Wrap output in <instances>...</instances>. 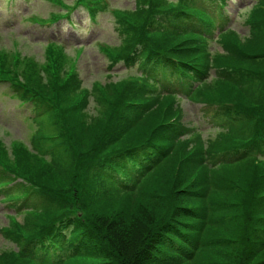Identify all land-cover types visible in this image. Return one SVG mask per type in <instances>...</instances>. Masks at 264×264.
Here are the masks:
<instances>
[{
  "label": "trees",
  "instance_id": "trees-1",
  "mask_svg": "<svg viewBox=\"0 0 264 264\" xmlns=\"http://www.w3.org/2000/svg\"><path fill=\"white\" fill-rule=\"evenodd\" d=\"M52 1L57 8L50 10L46 18L38 16L27 18L38 24H53L66 18L74 26L72 11L81 7L87 11L90 21H96L99 12H109L117 20L121 18L129 24H133L131 21H135L139 13L138 18L141 22L123 31L118 47L97 42L104 53L109 70L123 67L127 70L132 68L135 70L122 75L113 86L110 85L116 90L115 93L120 95L113 102H109L111 106L105 112L106 120L103 123L100 122L101 133L95 139L99 143L93 147L92 151L83 154L73 151L74 145L71 139H77L76 132L83 129L84 120L82 113L76 114L72 109L81 104L82 110L89 94L98 102L100 100L99 103H105L108 95L105 94L98 80H94L93 89L81 87V80L69 60L80 55L83 46L76 48L75 57H64V64L68 66V69L62 77L57 72L52 75L50 83L55 86L50 93L35 83L32 84L34 86L15 83V79L10 77L12 74L0 73V80L15 83L27 94L35 91L34 94L24 97L19 104L25 105V102L29 104L30 114L21 118L23 122L35 129L29 132L26 139H30L31 142L52 141L46 145L42 143L41 152L48 154L59 152L57 163L64 164L71 161L70 167L73 168L81 157L89 162L88 168L98 180L108 182V186L100 189L98 194H90L88 189L78 187L70 203L61 202L55 208V214L40 229L27 235L25 241H29L28 244L34 255L45 264L68 262L70 258L81 252L98 255L112 254L120 264H227L218 260L202 261L200 259L198 251L204 243L203 237L196 235L188 225L178 224L174 219L176 215L168 213L171 205L168 204L170 200L167 203L166 201L172 197V187L164 192L161 190L163 210H165L162 215L165 218L160 221L153 220L150 215H143L145 224L142 229L133 228V225L129 228L125 226L128 220L137 224L134 212L126 219L119 216L120 213H115V221L121 226L124 224V230L118 233L119 228L113 222L105 219V223H102L100 216L96 215L94 218L91 212L86 210L92 216V222L105 232V236L100 237L101 241L97 237L98 239L91 245L85 243L83 236L86 234L89 239L94 232L88 225V221L79 219L78 212L80 209L90 207L92 198L96 196L99 198V194H105V199H110L117 192L131 194L143 185L142 181L168 157L165 143L159 141L156 136L162 128L179 126L170 121L173 114L165 118L173 107V102L180 98L195 97L200 87L218 74L224 76L227 79L224 83L231 86L240 78L246 80L252 78L260 86L256 89L258 99H251L248 105L213 96L198 99L202 104L201 115L198 114L200 122L192 123L197 134L200 136L226 129L221 132L222 136L232 141L212 155L210 164L233 160L236 163L242 159H251V162L255 164L264 165V78L253 76L254 70L250 74L247 73L250 78L246 75L239 76V73H234L232 77L225 76L220 73V70L227 69L223 66L229 67V64L216 63L208 58L210 53L226 45L227 42L223 39L225 34L235 33L232 29H224L222 25L227 14L226 1L136 0L135 4L138 3L139 6L135 13L113 7L106 0ZM252 6L264 8V0H256ZM250 23L251 25L247 23L249 27L257 24V28L264 33L263 19H258V22L254 19ZM177 39L180 41H176ZM260 40L264 42V39ZM46 42L45 46H55L61 51L68 49V46L56 39L51 38ZM72 48L70 46V49ZM227 48L231 51L228 45ZM262 52L263 54L249 52L245 56L258 58L264 55V50ZM118 83L123 88L118 89ZM103 87L106 88V86ZM238 88L244 96L247 95L241 86ZM67 96H73L76 102L68 105ZM154 103L159 104L154 106ZM119 104L127 106V109L135 112L137 116L140 115L141 118L135 125H138L142 118L146 121L150 120L138 135L136 132L132 133L133 138H128L130 134H126L128 125L122 128L108 121L109 117L114 116L116 106ZM179 115L180 111L176 116ZM32 123L35 126H32ZM156 123L157 127L154 125ZM243 123L248 125V130H244L247 133L237 135L236 129ZM136 129L133 128L131 132ZM53 130L56 131L50 133ZM26 142L22 138H12L8 145L14 152L29 155L31 151L26 146ZM39 160L46 163L44 156H39ZM0 161L5 162L1 155ZM9 168L2 169L4 173H8L9 178H3V174L0 173V198L8 207L36 211L41 207L55 206L50 195L43 194V189L41 192L36 189L39 185L35 180L22 175V179L18 180L21 182H16V175L9 173L11 172ZM12 170L20 172L17 167ZM263 180L264 178L257 176L247 190L251 191L256 185H261L264 183ZM93 186H91L92 189ZM175 208L173 207L172 211H175ZM249 228L243 224L242 227L234 225L232 228L237 239H240L237 256L241 254L243 257L250 258L253 252L260 253L264 249V246L259 247L264 245V236L256 235L261 237L258 239L262 243L253 245L251 239L255 234L253 231L250 234ZM76 233L79 234L76 235ZM218 242L226 243L223 239ZM109 262L86 260L79 264H108ZM240 262L236 260L235 263L233 261L229 264H240Z\"/></svg>",
  "mask_w": 264,
  "mask_h": 264
},
{
  "label": "rangeland",
  "instance_id": "rangeland-1",
  "mask_svg": "<svg viewBox=\"0 0 264 264\" xmlns=\"http://www.w3.org/2000/svg\"><path fill=\"white\" fill-rule=\"evenodd\" d=\"M106 1L113 7L127 9L131 13H135L139 6L138 3L135 4L136 0ZM249 2L250 0L241 2L229 0L227 7L232 18L229 24L235 33L225 34L223 39L227 42L226 45L210 53L208 58L216 63L229 64V67L223 66L227 69L220 70V73L225 76L232 77L234 73H239V76L246 75L250 78L249 74L254 70L252 75L261 79V77L264 78V55L249 58L245 54L249 52L263 54L264 42L260 39H264V33L257 28V24H253V27L249 25L251 20L255 19L256 22L258 19L264 20V8L249 7L247 6ZM0 7L2 8L0 10V73L12 74L10 77L15 79V83L24 85L35 83L50 93L55 86L50 83L52 75L57 72L62 77L68 69V66L64 64V57H75L76 48L83 46L81 54L69 60L81 80V87L93 89L94 80H98L103 91L108 95L105 103H99L100 100L98 102L89 94L82 110L81 104L72 109L76 114L82 113L84 120L83 129L76 132L77 139H71L74 145L73 151L79 154L92 151L93 147L99 143L95 139L101 133L100 122L103 123L106 120L105 112L111 106L109 102H113L120 95L115 93L116 90L110 85L113 86L122 75L135 70V68L127 70L125 67L109 70L104 53L97 42L118 47L123 31L141 22L138 18L139 13L135 21H131L133 24L121 18L117 20L109 12H99L97 22L89 23L87 11L80 9L74 19L76 26L81 25L82 30L80 27L73 32L67 25L66 18L61 21L63 26L59 24L60 21L53 24H38L27 18L28 15L46 18L50 10L57 8L52 0H13L11 5L10 0H0ZM9 7L11 10L5 13L4 11ZM240 8L243 12L237 15ZM49 37L57 41L61 40L68 49L61 51L55 46H45ZM70 46L73 48L70 49ZM211 79L200 87L195 97L180 98L173 102V107L165 118L173 114L170 121L179 126L162 128L156 136L159 141L165 143L168 157L142 181L143 185L131 194L117 192L110 199H105V194H99V198L97 196L92 198L90 207L77 208L80 209L79 219L88 221V225L94 232L89 239L86 234L83 236L86 244L91 245L96 239L100 240V237L105 236V232L92 222L93 218L86 210L90 211L94 218L96 215L100 216L102 223H105V219L113 222L119 228L118 233H122L124 224L121 226L115 221V213H120L119 216L126 219L134 212L137 224L128 220L125 226L129 228L133 225V228L142 229L145 224L143 215H150L153 220L160 221L165 218L162 215L165 210H163L161 194L162 191L172 187V197L166 201L167 203L170 200L168 204L171 205V212L168 210V213L176 215L174 219L178 224L188 225L196 235L203 237L204 243L198 251L202 261L218 260L229 264L240 260V264H264V249L260 253L253 252L250 258L243 257L241 254L237 256L240 239H237L232 229L234 225L242 227V224L250 227V234L252 231L255 234L251 239L252 244L261 242L258 239L260 236L256 235L264 236V183L256 185L251 191L247 188L254 183L257 176L264 178V165L255 164L251 162V159L211 165L212 155L232 141L222 136L221 132L226 129L199 136L192 124L193 121L197 122L200 119L198 114L201 115L202 104L198 99L213 96L248 105L251 99H258L256 89L260 85L252 78L251 80L240 78L231 86L224 83L227 79L220 74ZM15 83L0 80V155L7 162L0 161V173L3 174V178H9L8 173H4L2 169L10 167L9 173L16 175V182H21L18 180L22 179V175L35 180L39 185L36 189L39 192L43 189V194L50 195L55 206L41 207L36 211L17 210L14 206L8 207L0 198V264H45L34 255L25 237L40 229L55 214V208L61 202L70 203L78 187L88 189L90 194H98L100 189L108 186V182L98 180L89 170V162L81 157L73 168L70 167L71 161L64 164L57 163L59 152L55 154L41 152V144H50L52 141L31 142L30 139H26L29 132L35 129L23 122L21 118L30 114L29 104L27 102L24 103L25 105L19 104L24 97L34 94L35 91L27 94ZM237 85L241 86L247 95L244 96ZM117 87L123 88L119 83ZM66 101L68 105L76 102L73 96H67ZM158 104L154 103V106ZM116 108L114 116L109 117L108 121L117 127L123 128L128 125L126 130L128 131L126 134H130L128 138H133L134 132L137 135L142 132V128L150 121L142 118L140 123L135 125L141 118L140 115L137 116L135 112L122 104ZM176 110L177 112H174ZM179 111L180 115L176 116ZM133 125L135 126L130 128ZM154 125L157 127V123ZM32 126H35L34 123ZM133 128L137 129L131 132ZM236 130L237 135H245L247 131L244 130H248V125L243 123ZM12 138H22L27 141L26 146L31 154L22 153L21 155L17 151L14 152L8 145ZM39 156H44L46 163L41 162ZM16 167L23 174L12 170ZM251 181L253 182L250 183ZM173 207H176L175 211H172ZM150 208L153 209L149 210ZM220 239L225 240L226 243L218 242ZM263 246L259 245V247ZM86 260H102V262L110 261L108 264H120L112 254L98 255L86 252H81L70 258L68 262L62 261L60 264H79Z\"/></svg>",
  "mask_w": 264,
  "mask_h": 264
}]
</instances>
